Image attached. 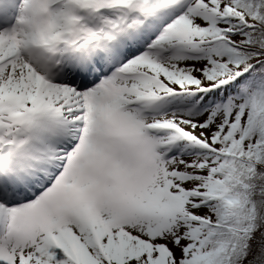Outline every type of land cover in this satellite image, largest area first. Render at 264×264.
I'll list each match as a JSON object with an SVG mask.
<instances>
[{
    "label": "snow or ice",
    "instance_id": "1",
    "mask_svg": "<svg viewBox=\"0 0 264 264\" xmlns=\"http://www.w3.org/2000/svg\"><path fill=\"white\" fill-rule=\"evenodd\" d=\"M0 264H264V0H0Z\"/></svg>",
    "mask_w": 264,
    "mask_h": 264
}]
</instances>
